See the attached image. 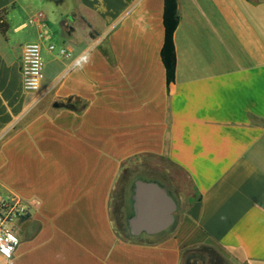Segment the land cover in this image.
<instances>
[{
  "label": "crops",
  "instance_id": "obj_1",
  "mask_svg": "<svg viewBox=\"0 0 264 264\" xmlns=\"http://www.w3.org/2000/svg\"><path fill=\"white\" fill-rule=\"evenodd\" d=\"M162 7L0 0V196L28 205L0 264H184L190 254L193 264H264V0H177L168 87ZM52 40L70 56L49 52ZM30 42L43 63L37 93L22 88ZM149 157L179 169L190 191L175 198L156 182L174 201L172 223L132 236L133 182L155 180L142 175L147 163L129 164Z\"/></svg>",
  "mask_w": 264,
  "mask_h": 264
},
{
  "label": "built area",
  "instance_id": "obj_2",
  "mask_svg": "<svg viewBox=\"0 0 264 264\" xmlns=\"http://www.w3.org/2000/svg\"><path fill=\"white\" fill-rule=\"evenodd\" d=\"M48 51L67 58L69 52L64 47L48 45ZM22 88L26 92L37 93L43 79V63L40 45L30 42L23 46L21 54ZM28 215V205L13 194L0 196V256L10 259L15 251L14 222Z\"/></svg>",
  "mask_w": 264,
  "mask_h": 264
},
{
  "label": "water",
  "instance_id": "obj_3",
  "mask_svg": "<svg viewBox=\"0 0 264 264\" xmlns=\"http://www.w3.org/2000/svg\"><path fill=\"white\" fill-rule=\"evenodd\" d=\"M133 214L127 219L132 236L157 234L172 223L175 204L166 188L153 181L136 180L132 187ZM198 256L188 257L184 264H193Z\"/></svg>",
  "mask_w": 264,
  "mask_h": 264
},
{
  "label": "rangeland",
  "instance_id": "obj_4",
  "mask_svg": "<svg viewBox=\"0 0 264 264\" xmlns=\"http://www.w3.org/2000/svg\"><path fill=\"white\" fill-rule=\"evenodd\" d=\"M43 5V3H42ZM46 11V8H45ZM45 11L40 14H45ZM47 13V11H46ZM48 14V13H47ZM46 14V15H47ZM50 16V14H48ZM64 19H58L56 23L52 25V30L55 31L57 34L61 29V21ZM8 32V31H7ZM8 34V33H7ZM59 35V34H58ZM53 46L58 45V41L52 40L50 42ZM139 162H145L149 165L150 171L143 173L144 177H147L148 180H155V182H161L162 184L167 185L169 190L175 195V198L181 197V199H185L187 194L190 191V187L185 175L176 167L169 164L163 158L158 157H149V158H137L134 161L130 162L129 165L135 164ZM116 193L118 197L112 199L109 204V212L111 215V219L113 221L114 227L119 231L124 227L122 223V189L117 188ZM128 237V236H127Z\"/></svg>",
  "mask_w": 264,
  "mask_h": 264
},
{
  "label": "trees",
  "instance_id": "obj_5",
  "mask_svg": "<svg viewBox=\"0 0 264 264\" xmlns=\"http://www.w3.org/2000/svg\"><path fill=\"white\" fill-rule=\"evenodd\" d=\"M7 9L0 10V34L5 35L8 25L4 19ZM178 25L177 0H163L162 26L163 42L159 51L160 60L165 71V83L168 87L174 81L176 57L173 45V33ZM93 36V33L90 32Z\"/></svg>",
  "mask_w": 264,
  "mask_h": 264
},
{
  "label": "flooded vegetation",
  "instance_id": "obj_6",
  "mask_svg": "<svg viewBox=\"0 0 264 264\" xmlns=\"http://www.w3.org/2000/svg\"><path fill=\"white\" fill-rule=\"evenodd\" d=\"M189 256L191 257V256H196V255H194V254H190ZM200 260H202V259L200 258ZM202 262H204V261L202 260Z\"/></svg>",
  "mask_w": 264,
  "mask_h": 264
}]
</instances>
